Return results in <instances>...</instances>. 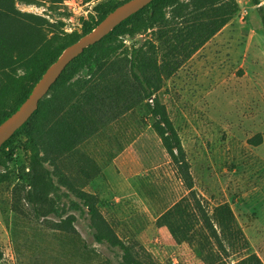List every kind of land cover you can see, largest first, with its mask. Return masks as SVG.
Listing matches in <instances>:
<instances>
[{
	"label": "rangeland",
	"instance_id": "obj_1",
	"mask_svg": "<svg viewBox=\"0 0 264 264\" xmlns=\"http://www.w3.org/2000/svg\"><path fill=\"white\" fill-rule=\"evenodd\" d=\"M57 1L22 2L16 9L57 29L62 23L64 35H80L83 22L95 17L93 9L101 2ZM235 1L238 15L174 74L163 77L157 93L181 139L192 185L162 149L146 103L79 146L78 154L51 155L36 176L30 169L31 151L20 139L0 182V264L122 263L118 249L96 243L87 213L71 210L65 197L57 201L59 214L47 221L76 217V249L43 219L37 222L23 199L20 213L14 211L24 190L56 199V190L69 193L71 188L95 196L105 226L134 257L151 256L154 264H205L194 248L177 244L161 223L171 208L187 200L200 216L197 202L209 212L228 204L251 252L264 264V0H259L262 10L252 0ZM153 40L150 32L133 39L124 36L122 53L127 57L133 45ZM88 79L82 72L72 83ZM84 157L100 168L99 177L88 180L83 175L80 169L88 170ZM61 173L69 184L60 182ZM84 244L87 260L73 257L72 251L83 252ZM228 254H222L226 264L245 255Z\"/></svg>",
	"mask_w": 264,
	"mask_h": 264
},
{
	"label": "trees",
	"instance_id": "obj_2",
	"mask_svg": "<svg viewBox=\"0 0 264 264\" xmlns=\"http://www.w3.org/2000/svg\"><path fill=\"white\" fill-rule=\"evenodd\" d=\"M37 1L0 0V125L28 99L35 85L65 49L90 34L109 14L130 0H101L93 9L95 17L90 16L83 22L80 35H64L60 30L62 23L57 29L44 19L16 9L17 3L32 5ZM252 1L255 6H260L259 0ZM239 11L235 0H189L188 3L154 0L131 16L68 65L30 120L0 148V182L6 178L2 171H6L12 161L16 141H26L25 145L31 151L30 169L36 176L45 162L53 158L51 155L62 158L71 153L78 154L79 146L146 103L162 149L182 179L192 185L181 139L157 93L163 77L174 74ZM262 21L264 23V17ZM148 32L152 33L153 41L133 45L127 57L123 55L122 37L133 39ZM82 72H86L89 79L72 83ZM83 162L88 170H80L88 180L101 175L96 163L87 157ZM58 178L63 185L69 184L63 173ZM62 197L70 201L71 210L87 213L94 240L118 249L122 253L121 264H154L151 256L147 255L146 259L139 255L134 257L132 249L105 226L99 200L82 190L71 188L69 193L56 190L57 200L24 190L23 197L16 198L14 211L20 213L19 204L23 199L37 222L43 219L53 232L68 237L65 243L69 242L76 249L80 238L75 229L76 217H60L55 223L47 221L50 216L59 214L57 201ZM197 208L200 216L193 213L187 200H182L162 217L161 223L169 229L177 244L194 248L205 264H226L222 254L228 258L230 251L238 255L245 253L236 264H263L251 252L228 204L218 205L209 212L197 202ZM87 248L84 244L83 252L72 251L73 257L87 260L90 254Z\"/></svg>",
	"mask_w": 264,
	"mask_h": 264
},
{
	"label": "water",
	"instance_id": "obj_3",
	"mask_svg": "<svg viewBox=\"0 0 264 264\" xmlns=\"http://www.w3.org/2000/svg\"><path fill=\"white\" fill-rule=\"evenodd\" d=\"M154 0H130L109 14L90 34L83 36L62 53L60 58L45 72L21 107L0 125V148L20 130L37 111L40 102L47 97L68 65L86 49L96 45L116 27L137 14Z\"/></svg>",
	"mask_w": 264,
	"mask_h": 264
}]
</instances>
